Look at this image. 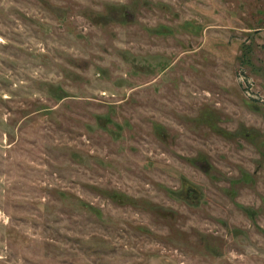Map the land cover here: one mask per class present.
<instances>
[{
    "label": "rangeland",
    "instance_id": "1",
    "mask_svg": "<svg viewBox=\"0 0 264 264\" xmlns=\"http://www.w3.org/2000/svg\"><path fill=\"white\" fill-rule=\"evenodd\" d=\"M0 264H264V0H0Z\"/></svg>",
    "mask_w": 264,
    "mask_h": 264
}]
</instances>
